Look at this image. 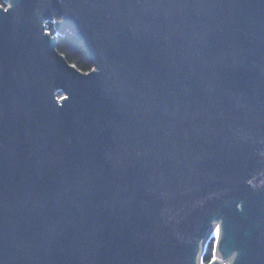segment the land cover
<instances>
[{
	"label": "water",
	"instance_id": "1",
	"mask_svg": "<svg viewBox=\"0 0 264 264\" xmlns=\"http://www.w3.org/2000/svg\"><path fill=\"white\" fill-rule=\"evenodd\" d=\"M8 1L0 264H264V0Z\"/></svg>",
	"mask_w": 264,
	"mask_h": 264
},
{
	"label": "trees",
	"instance_id": "2",
	"mask_svg": "<svg viewBox=\"0 0 264 264\" xmlns=\"http://www.w3.org/2000/svg\"><path fill=\"white\" fill-rule=\"evenodd\" d=\"M0 5H3L2 0H0ZM46 30L50 33L51 36H57L56 49L58 53L64 56V58L70 65L74 66L78 71L82 73H88L93 69V64L90 57L87 55L84 47L78 42L75 37L69 34L57 35L53 23H46ZM57 97H59V93ZM213 248L214 241L212 239L206 246L202 264H209L211 262L214 255Z\"/></svg>",
	"mask_w": 264,
	"mask_h": 264
},
{
	"label": "rangeland",
	"instance_id": "3",
	"mask_svg": "<svg viewBox=\"0 0 264 264\" xmlns=\"http://www.w3.org/2000/svg\"><path fill=\"white\" fill-rule=\"evenodd\" d=\"M3 1V0H2ZM6 5V7L8 6V4H6L5 1H3V5H0L1 8H4ZM52 19V18H51ZM46 20V18H45ZM49 19H47L46 21H48ZM45 31H46V25H45ZM55 31L57 33V35H63V34H60L58 31H57V28L55 27ZM65 34H69V33H65ZM70 35V34H69ZM72 36V35H71ZM53 38H56L57 39V36H53ZM58 93H61V92H58ZM220 222L219 221H216L211 223L210 227L208 228L207 230V242L205 245H203V247L201 248V250L199 251L200 252V258L203 257V255L205 254V249H206V246L207 244L209 243V241H211L213 239L214 241V248H213V258L211 260L212 261H219V263L221 264H231L232 261H233V258H234V255H236V252H232L229 257H226L225 259H220V257L218 258L217 255L219 254V250H217V245H220L218 244L219 243V234L221 233V230H222V226H220L219 224ZM205 243V242H204ZM200 262V261H199ZM210 262V263H211ZM209 263V264H210Z\"/></svg>",
	"mask_w": 264,
	"mask_h": 264
},
{
	"label": "bare ground",
	"instance_id": "4",
	"mask_svg": "<svg viewBox=\"0 0 264 264\" xmlns=\"http://www.w3.org/2000/svg\"><path fill=\"white\" fill-rule=\"evenodd\" d=\"M3 1H5V0H3ZM6 4H8V6L6 7V5H5V7H4V10H8V8L10 7V2L8 1V0H6ZM3 9V8H2ZM61 21V19H60V17L59 16H57V15H54L53 17H52V19H49L48 21H46V20H44V29H45V25H46V23H53L54 24V26L56 27V25H57V23L58 22H60ZM47 31V30H46ZM48 32V31H47ZM49 33V32H48ZM50 34V33H49ZM57 95H58V93H57ZM65 96L62 94V93H59V97H57L58 99H61V98H64ZM206 242H207V239L205 240V243H204V245L206 244ZM203 257H201L200 258V264H202L203 262Z\"/></svg>",
	"mask_w": 264,
	"mask_h": 264
}]
</instances>
